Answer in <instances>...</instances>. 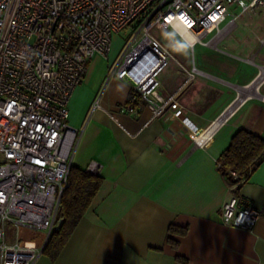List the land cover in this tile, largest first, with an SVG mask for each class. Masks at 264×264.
Returning <instances> with one entry per match:
<instances>
[{"label": "crops", "instance_id": "crops-1", "mask_svg": "<svg viewBox=\"0 0 264 264\" xmlns=\"http://www.w3.org/2000/svg\"><path fill=\"white\" fill-rule=\"evenodd\" d=\"M218 28L191 47L196 59L182 58L197 68L194 81L170 61L151 83L174 96L157 117L143 99L126 103L133 89L110 75L111 53L91 58L68 103L71 161L98 162L102 183L56 258L33 264H264V160L237 195L217 165L236 130L264 138V9L231 5ZM191 127L211 129L207 145L194 143ZM234 195L261 210L250 230L221 220Z\"/></svg>", "mask_w": 264, "mask_h": 264}, {"label": "built area", "instance_id": "built-area-1", "mask_svg": "<svg viewBox=\"0 0 264 264\" xmlns=\"http://www.w3.org/2000/svg\"><path fill=\"white\" fill-rule=\"evenodd\" d=\"M234 4L241 12L264 9V0H0V264H33L56 226L77 134L68 103L91 58H108L113 37L134 27L110 75L129 83L157 117L174 98L151 86L159 72L173 61L192 82L198 70L173 55L155 30L171 28L190 47L207 44L202 39L220 32ZM210 135L209 127L189 132L201 147ZM85 170L99 176L102 167L91 161ZM261 214L235 195L220 208L225 225L247 230ZM21 227L43 231L42 240Z\"/></svg>", "mask_w": 264, "mask_h": 264}, {"label": "trees", "instance_id": "trees-1", "mask_svg": "<svg viewBox=\"0 0 264 264\" xmlns=\"http://www.w3.org/2000/svg\"><path fill=\"white\" fill-rule=\"evenodd\" d=\"M126 103L131 106H141L142 97L135 90H131ZM264 160V138L240 128L232 135L228 146L217 158L218 170L229 187H235L233 193L248 180L252 172ZM236 174V177L232 175ZM102 177L94 176L76 166H71L68 183L62 194L60 204L61 225L52 230L42 254L54 260L66 243L72 230L84 215L96 195ZM170 230L181 235L186 233V228L171 226ZM184 261L182 258H178Z\"/></svg>", "mask_w": 264, "mask_h": 264}, {"label": "rangeland", "instance_id": "rangeland-1", "mask_svg": "<svg viewBox=\"0 0 264 264\" xmlns=\"http://www.w3.org/2000/svg\"><path fill=\"white\" fill-rule=\"evenodd\" d=\"M134 32H135L134 27H128L126 29H123L119 34H117V36H115V38L113 39V49L110 54L112 59H114V57L118 55L119 50L123 45V43L128 41L129 38L134 34ZM155 35L182 63L185 62L183 59H188L189 61L192 60V57L196 59L197 46L192 50V48L189 47L184 42V40H182L178 36V34L175 33L171 28L155 30ZM169 63L172 64L173 62H169ZM19 231L22 234H27L31 236L33 239H38V240H42L44 235L43 231H38L35 229H25L23 227H21ZM7 238L8 240H11L12 238L11 229L9 228H7Z\"/></svg>", "mask_w": 264, "mask_h": 264}, {"label": "water", "instance_id": "water-1", "mask_svg": "<svg viewBox=\"0 0 264 264\" xmlns=\"http://www.w3.org/2000/svg\"><path fill=\"white\" fill-rule=\"evenodd\" d=\"M62 221L63 220L60 218V213H58V215H57V223H56V226H55L56 229L61 225Z\"/></svg>", "mask_w": 264, "mask_h": 264}]
</instances>
